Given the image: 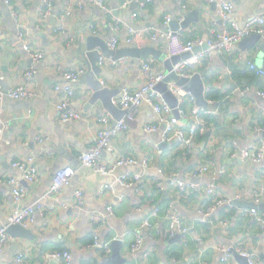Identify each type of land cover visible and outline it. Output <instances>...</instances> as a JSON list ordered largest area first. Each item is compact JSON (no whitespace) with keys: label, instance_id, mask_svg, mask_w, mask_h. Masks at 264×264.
I'll return each mask as SVG.
<instances>
[{"label":"crops","instance_id":"crops-1","mask_svg":"<svg viewBox=\"0 0 264 264\" xmlns=\"http://www.w3.org/2000/svg\"><path fill=\"white\" fill-rule=\"evenodd\" d=\"M42 1L0 0V51L3 54L4 46L10 53L7 74L1 69L0 58V73L4 76L0 85L5 91L21 86L37 94L24 100L0 99L1 117L9 126L6 135L12 136V145L0 144V179L22 178L20 170L12 166L16 160L34 158L33 166L37 170V180L26 182L27 196L20 204L23 208H35V223L29 227L33 230L35 239L12 238L3 249L0 264H19L16 258L22 252H26L22 264H47L44 254L57 247L64 248L67 250L65 252L71 254V264H83L91 259H95L96 264H119L111 259L112 254L100 256L101 252L89 248L91 244L88 240L94 237L95 232L99 233L102 242L111 244L114 240L121 241L124 264H225L222 261L223 253L217 247H232L238 243L248 252L263 256L264 231L252 219L240 216V208L237 207V217L228 220L225 225L207 226L201 222L198 214L199 194L190 190L188 195L180 198L172 181H184L191 188L209 187L212 185L211 181L219 178L220 185L212 186L231 198L238 189L250 192L259 188L258 182L264 180V159L258 164L244 162L241 158L231 160L225 146L218 145L213 153H209L208 145L217 136V129L219 137L232 139L239 150L250 144L264 143V138L256 137L259 132L255 130L256 126H261L259 116L264 110V99L259 96V92L264 91V76L258 75L249 67V62L258 67L264 65V54L260 46L251 45L246 49L244 44L241 46L238 43L230 52H215L209 60L203 61L201 67L206 65L207 72L204 73L202 69L199 70L200 74H208L212 78L206 84L205 96L212 87L211 89L218 90L227 98L222 106H218L216 100H207V107L218 110L215 114L217 119L214 132H206L207 140H201V137L197 139L190 148V154L185 152V148L176 139L170 141L159 153L156 146L160 144L163 131L161 129L156 133H148L144 130L156 118L151 107L144 105L134 120H126L127 131L120 132L114 139L117 151L105 152L101 157V163L105 165H112L119 155L134 157L139 163L119 168L114 176H102L88 168H81L71 184L61 189L53 199L47 197L46 193L56 170L66 166L81 167L79 157L94 145L96 134L102 127L98 122L100 118L108 117L110 127L117 122L102 108L100 101L91 104L94 91L90 84L93 83L81 82L91 73L86 50L81 48L82 42L88 36L94 35L107 41L108 47L112 38L118 37V47L113 51L145 46L163 51L160 59L151 57L149 60L140 61L132 57L115 61L113 56L101 52L96 61L99 63L103 59L105 63L101 67L102 72L93 80L100 81L106 88L120 90L115 98L116 104L124 90H137L144 83L142 62H150L156 72L165 73V81L168 80V83L175 82L169 75L172 71L171 62H174L172 59H175L170 53L176 44L173 40L170 41V48L166 50L164 39L153 41L151 38L152 30L162 32L166 29V15L169 14L179 21L182 6H186L187 13L202 8L200 19L193 20L183 29V37L177 38L181 44L188 39L194 41L198 37L208 40L227 29L223 25L218 7L213 9V2L207 0H152L145 8L140 6L142 0H132L127 5L124 0H105L103 4L100 3L101 0H55L54 11L48 16H43ZM68 1L74 5L70 16L65 15ZM219 1L233 3L234 17L241 26L264 15V0ZM133 2H137V6H133ZM13 12L21 15L23 28L27 32L24 40L16 35L19 27L13 18ZM114 23H120L121 30L115 32ZM125 26L143 32L133 45L127 44ZM39 33H44L48 41ZM26 45L43 52L44 59L33 63L25 49ZM200 48L197 47L196 50ZM114 61L117 63L113 64ZM31 68L36 71L32 77L27 76ZM81 68L86 73L74 87L75 98L72 105L82 112L83 117L80 121L64 123L57 105L65 100V95L57 92L56 87L64 88L67 85L63 77L66 71ZM249 70L250 79H247L244 72H250ZM237 72H241V76ZM235 84L237 88H233ZM198 107L197 104L189 107L188 121L180 123L183 128L192 125V114ZM204 142L205 148L202 147ZM144 159L149 161L147 166L142 162ZM209 161L215 165L217 174V168H225V176L208 175L201 177L198 183L192 182V172ZM5 163L10 167H6ZM160 169L165 172V176L160 174ZM174 174L177 176L171 180ZM122 175H139L137 186L120 185L117 178ZM161 179L163 183L159 187L158 182ZM107 185H113L115 193L103 190ZM77 190L84 192V205L81 209L57 208L54 212H46V208L55 200L61 206L73 204ZM171 203H174L175 211L189 228L188 246L182 242H172L173 238L168 237L165 216ZM17 206L12 188L0 185V225L8 223L9 216ZM110 206L114 208V214L108 213L107 208ZM156 208L162 210L157 220L153 217ZM95 212L106 214V219L93 223L91 218ZM146 221H151L153 227L144 226ZM140 238L142 248L132 251V246ZM58 264L65 263L60 260ZM226 264L242 262L234 257Z\"/></svg>","mask_w":264,"mask_h":264},{"label":"built area","instance_id":"built-area-1","mask_svg":"<svg viewBox=\"0 0 264 264\" xmlns=\"http://www.w3.org/2000/svg\"><path fill=\"white\" fill-rule=\"evenodd\" d=\"M125 4H129L132 0H124ZM208 2H214V0H207ZM105 0H101L103 4ZM152 0H142L140 1V6L145 8L150 4ZM43 16H48L54 11L55 0H43ZM74 5L72 2H67V10L65 15L70 16L71 12L74 11ZM219 14L221 16L223 25L227 29L225 32L219 33L216 37H212L208 40H203L198 37L194 41H187L184 44L179 43L178 37L183 36V29L173 31L170 24L174 20L171 15H166L164 17L165 30L158 32L157 30H152L151 38L153 41H158L161 38L166 41V50L170 48V41L173 40V43L176 44L175 48L171 51L170 56L173 58L181 57L182 54H189V57L186 59L181 58L178 63L173 66L172 73L176 74L179 78L183 77L186 79H191L195 73H200L199 68L202 66L203 61L209 60L215 52H230L232 48L241 42L246 37L257 34L261 37H264V15L261 17L253 18L247 21L244 25H240L234 17V5L228 1H219L217 3ZM186 6H182V13L179 16V23L185 20ZM15 22L18 25V36L21 40L27 38V32L23 28V22L21 15L19 13H12ZM126 27L127 33V44L133 45L138 41L143 32L137 31L132 27ZM113 29L115 32L121 30L120 23H114ZM119 44L118 37L114 36L109 42V48L116 50ZM206 46V48H204ZM197 47L203 48L202 51H195ZM26 51L28 52L29 58L33 63H38L42 61L45 57V54L40 51L34 50L30 45H26ZM2 53L0 51V58ZM102 59V58H101ZM123 62V60H121ZM105 61L102 59L99 62V66H103ZM117 62H113L116 64ZM153 65V64H152ZM150 62H142L141 70L144 77V83L137 90H124L119 101L116 103L122 110L127 111L126 118L119 122H114L112 127H110L111 122L108 117H102L98 120L101 124V129L98 130L96 134L95 143L88 152L83 153L79 157V161L82 164L80 168H75L73 166H66L60 169L56 173L55 180L53 184L49 187L46 196L49 198L55 199L60 192L66 186L71 184V181L74 176L80 171L81 168H88L92 170L95 174L102 176H114L117 170L124 166H133L139 163L134 157L131 156H121L112 165H105L101 163L102 155L106 153H114L117 151L114 145V139L120 132H125L128 129L126 120H134L138 113L140 112L141 106L148 105L153 110L156 115L155 121L151 124H147L144 130L148 133H156L162 129V142L169 143L172 140H178L181 145L185 148V152L190 154V148L194 145L197 140L198 130L205 124L204 119L202 118L203 114L215 115L218 110L207 109L198 107L194 114H192V125L186 129L181 126L182 120L188 121V112L185 109L186 105L196 106V100L194 96L190 93H187L182 87L178 86L177 82L172 81L168 83V88L173 92L175 97L178 100V106L176 109L179 112L180 117H176L174 114V108L165 100L163 94L157 90V86L165 81L167 75L165 73L156 72ZM1 67V65H0ZM249 67L255 71L258 75L264 76V65L261 67L256 66L253 62H249ZM250 71V70H249ZM36 71L34 68H31L27 72V76H34ZM86 73L84 68L76 70H68L64 73V80L67 82V85L64 88L57 86L56 91L63 93L65 95V100L58 103L57 109L61 113V121L64 123L72 121H80L83 117L82 112L75 106L72 105V100L75 98V86L79 84L80 79ZM203 75V74H201ZM203 80L206 84H209V80L203 77ZM4 80V76L0 73V81ZM36 93H33L27 90L24 87H17L15 89L5 91L0 85V99H12V100H24L30 99L33 96H36ZM259 96L264 99V91L259 92ZM264 116V110L261 114ZM110 125V126H109ZM255 127V126H254ZM9 126L6 121L1 117L0 111V144L5 146L12 145V136L6 135V131ZM255 130L259 133L264 132V126H256ZM218 145L225 146L228 148V153L231 160L241 158L242 161L250 164L261 163L264 159V143L260 142L259 144H250L247 148L239 150L237 144L233 140H223L217 136L213 137L209 141L208 151L213 153ZM159 153L161 149L159 145L156 146ZM143 164L147 166L149 161L144 159ZM34 158H28L24 160H16L13 162L12 166L22 173V178H9L5 180L0 179V185L10 186L12 188L13 197L17 203V207L13 210L11 215L8 218V223L0 225V263L2 262V255L4 247L11 241L12 237L7 233V228L10 225H21L23 227H30L35 223V208L32 206L21 207L20 204L25 200L27 196V191L23 181L25 182H34L37 180V170L33 166ZM218 174L215 169V165L210 161L199 165L191 174V178L197 179L203 176H225V168H217ZM160 174L165 176V172L160 169ZM177 174L171 176L175 178ZM140 179L139 175L128 176L122 175L117 178V182L125 187H136ZM162 180V179H161ZM175 183V186L178 190L179 197L183 198L189 194L190 190H193L199 194L200 204L198 208V214L200 220L204 224L210 226H217L218 224L225 225L228 222L227 219H221L218 216L219 211L224 207H235V201H252L257 205L264 202V180H261L259 183V188L251 190L238 189L234 197L226 196L219 188L212 186L203 187V186H192L189 187L188 184L184 181L172 180ZM171 181V182H172ZM163 180L158 182V186L161 187ZM197 185V184H195ZM199 185V184H198ZM103 190H109L112 193H115V188L113 185L104 186ZM121 200V199H120ZM84 205V192L82 190H77L75 192V202L71 205L65 204L60 205L59 201L55 200L51 206L46 208V212H54L57 208H77L81 209ZM109 214H114V208L112 206L107 208ZM161 209L156 208L153 211V217L157 218L160 216ZM108 214V215H109ZM240 216L243 218L252 219L256 226L264 231V213L259 210L254 209H240ZM107 215L99 212L92 214V222H101L106 219ZM166 221L168 224L169 238H175L177 235L181 237V241L185 246L189 245L190 241V231L188 226L184 223L183 219L175 211L174 203L166 210ZM144 226L149 228L153 227L151 221H146ZM95 241L89 246V248L104 249L107 254L110 256L112 254L111 244L102 242L99 239V233H94ZM142 248V240L132 246V251H137ZM217 250L223 253L222 261L226 264L232 258H234V253L241 255L244 258L248 259V264H264V258L261 255L253 252H248L238 243L236 246L227 247V246H218ZM264 255V253H263ZM26 256V252L20 253L17 258V263H23V260ZM47 264H50L53 260H61L65 264H71L72 256L68 252H59V251H50L44 254Z\"/></svg>","mask_w":264,"mask_h":264},{"label":"water","instance_id":"water-1","mask_svg":"<svg viewBox=\"0 0 264 264\" xmlns=\"http://www.w3.org/2000/svg\"><path fill=\"white\" fill-rule=\"evenodd\" d=\"M218 0H215L213 2V9H216L217 7ZM133 6H137V2H133ZM202 8H198L196 11L192 13H185V20L182 23H179L178 21L174 20L171 22L170 26L173 31H177L180 28L184 29L188 27V25L193 21V20H199L200 19V10ZM118 14V13H117ZM54 17V16H51ZM11 22V20L9 21ZM14 27V26H13ZM35 26L33 25V28ZM42 38L45 39L47 42L48 39L46 38V35L44 33H39ZM16 35H18V30L16 31ZM260 35L257 34H252L245 39H243L239 44L243 46L245 45V48L247 49L249 46L253 45H259L262 53L264 54V40L262 39ZM3 54L1 56V64H2V71L7 74L9 73L8 69V62H9V51L3 46L2 47ZM82 49L86 50V55L89 58V61L91 63V73L89 75H86L82 79V84H85L89 81L92 89H93V95L91 99V104H96L98 101L102 103V108L109 114H111L114 119L119 122L124 119V117L127 114V111L121 110L116 104H115V98L119 94L118 89H110L106 88L102 85V83L98 80H93L97 79V75L102 72L101 66H99V63L96 61L97 57L101 55V52L103 54L111 55L114 57L115 61H119V59L124 58V57H132L136 61H140V59L144 60H149L151 57H155L157 59H160L163 56V51L157 50L156 48L152 46H145L143 48H136V47H130L127 48L126 50H118V51H113L110 50L107 44V41L101 40L100 38L95 37L94 35H90L86 38L84 42H82L81 45ZM95 48H99L100 50H96ZM202 50V48H200ZM195 50V51H200ZM189 57V54H184L181 57L172 59L174 62H171V69H173V66L178 63V61L183 58L186 59ZM170 79H174L175 81H178L177 84L178 86L182 87L187 93H190L192 96H194L196 100V104L201 107L205 108L209 105L206 96H205V89H206V83L204 82L202 75L200 73H195L194 76L191 79H186V78H179L176 74L172 73L169 75ZM228 78V77H227ZM233 88H237L236 84L233 86ZM157 90L161 92L165 98V100L174 108V114L176 117H180L178 110L176 107L178 106V100L173 94L171 90L168 88V80L163 81L157 86ZM185 120H182V123H184ZM208 136H210V133H208ZM254 137V136H252ZM256 137H262L264 138V132L258 133ZM169 145L166 142H162L160 139V144L159 147L161 150H163L165 147ZM202 147H206V142L202 144ZM197 153V152H196ZM77 165V162L76 164ZM6 167H10L9 164L5 163ZM57 172L59 170H56ZM56 172V173H57ZM56 173L53 174V179L52 183H50L49 186H51L55 180ZM200 181L199 178L194 179L192 182L198 183ZM23 184L26 186V182L23 181ZM210 184H214L215 186L220 185V179H216L210 182ZM234 204L240 208H246V209H254V210H259L264 213V202L262 204L257 205L256 203L252 201H235ZM7 233L12 237V238H20L23 240H34L35 239V234L33 230L29 227H23L21 225H10L7 228ZM172 242H182L181 237L177 235L175 238L171 239ZM112 247V257L111 259L113 261L118 262L119 264H124L125 259L121 256V248H122V243L120 240H114L111 243ZM234 256L236 259H238L242 264H248V259L242 257L241 255H238L234 253ZM264 258V255L262 256ZM60 260L56 259L50 262V264H58Z\"/></svg>","mask_w":264,"mask_h":264},{"label":"trees","instance_id":"trees-1","mask_svg":"<svg viewBox=\"0 0 264 264\" xmlns=\"http://www.w3.org/2000/svg\"><path fill=\"white\" fill-rule=\"evenodd\" d=\"M183 37V36H182ZM185 37H186V34H185ZM187 39V38H186ZM189 41V39L187 40ZM186 41V42H187ZM191 41V40H190ZM204 70V73L207 72V69H206V65L204 67H201V69L199 68V70ZM240 76H241V72H237ZM247 79H250V74H251V71L250 72H244ZM205 78H207L208 80H212V78L210 76L207 75H203ZM213 83V82H212ZM211 87V86H210ZM212 88V87H211ZM210 88V91L206 94V98L207 100H216L218 102V106H222L225 102V99L227 98L226 95H223L221 94L218 90H214V89H211ZM189 107L190 105H186L185 106V109H187L186 112L189 111ZM207 109H211L209 107H207ZM202 118L204 119V122L205 124L203 126H201V128L198 130V133H197V139H199L201 137V140H205L206 139V132H214V124L216 123V119H217V116L216 115H211V114H203L202 115ZM259 121H260V124L262 126H264V116L260 115L259 116ZM225 125V124H224ZM222 125V126H224ZM218 126H221L220 124H218ZM217 137L218 138H221L223 140H232V139H229L228 137H219V129H217ZM216 134V132H215ZM207 140V139H206ZM210 157V156H209ZM169 172H172L170 170H168ZM260 183V182H258ZM218 216H220L221 219L225 218L227 220H232L234 218L237 217V208L235 207H224L222 208L219 213H218ZM238 219V218H237ZM208 226V225H207ZM94 236V235H93ZM95 241V237H92L88 240V242L90 244H93ZM87 242V241H86ZM51 250L47 251V252H50ZM53 251H59V252H65L67 250H65L64 248H59L57 247L55 250ZM96 251H99L101 252V255L100 256H106L107 255V252L104 250V249H101V248H97ZM111 262V261H110ZM83 264H96V260L95 259H91V260H88L86 263H83ZM111 264V263H109Z\"/></svg>","mask_w":264,"mask_h":264}]
</instances>
